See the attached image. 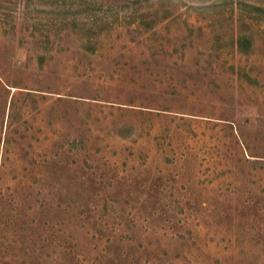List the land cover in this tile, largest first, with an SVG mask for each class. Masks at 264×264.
<instances>
[{"label": "rangeland", "instance_id": "1", "mask_svg": "<svg viewBox=\"0 0 264 264\" xmlns=\"http://www.w3.org/2000/svg\"><path fill=\"white\" fill-rule=\"evenodd\" d=\"M0 264H264V0H0Z\"/></svg>", "mask_w": 264, "mask_h": 264}]
</instances>
